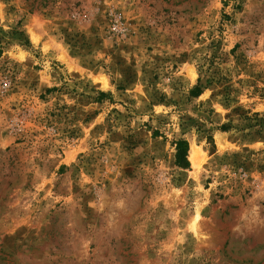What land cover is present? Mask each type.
<instances>
[{
    "label": "rangeland",
    "instance_id": "rangeland-1",
    "mask_svg": "<svg viewBox=\"0 0 264 264\" xmlns=\"http://www.w3.org/2000/svg\"><path fill=\"white\" fill-rule=\"evenodd\" d=\"M0 264H264V0H0Z\"/></svg>",
    "mask_w": 264,
    "mask_h": 264
},
{
    "label": "trees",
    "instance_id": "trees-1",
    "mask_svg": "<svg viewBox=\"0 0 264 264\" xmlns=\"http://www.w3.org/2000/svg\"><path fill=\"white\" fill-rule=\"evenodd\" d=\"M200 88L196 87L191 91V94L194 96L199 95ZM175 162L178 166L186 168L188 166L187 161V152H188V143L185 140H178L175 143Z\"/></svg>",
    "mask_w": 264,
    "mask_h": 264
}]
</instances>
